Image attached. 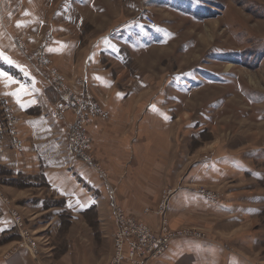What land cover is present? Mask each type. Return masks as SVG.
<instances>
[{"label":"rangeland","instance_id":"1","mask_svg":"<svg viewBox=\"0 0 264 264\" xmlns=\"http://www.w3.org/2000/svg\"><path fill=\"white\" fill-rule=\"evenodd\" d=\"M22 1L31 3L33 17L39 18L37 30L14 33V49L27 61L39 85L32 95L40 106L30 113H44L43 118H47L56 96L48 86L45 72L30 65L27 56L49 29L55 39L66 36L78 40L75 55L60 61L63 69L49 58L50 65L76 90L79 80L85 79L83 58L94 51L96 57L87 63L85 80L90 94L106 114L97 122L105 130L114 129L115 136L127 137L124 152L119 145L112 146L121 152L118 166L105 169L95 160L104 174L88 170L92 178L109 180L116 189L118 205L155 234L160 233L164 218L171 232H196L200 234L198 240H215L224 248L231 246V251L237 249L228 241L222 243L216 229L219 219L215 216L207 222L202 220L201 228L196 225L199 218H192L191 205L183 209V218L177 217L172 207L179 192L204 190L217 200L229 192L233 183L236 187L246 183L250 189L256 188L248 194L264 196V0H77L76 4L73 0ZM9 2L14 7L18 1ZM145 15L152 16L154 28L144 23ZM54 17L60 24L67 17L80 18L82 25H66L69 33L60 35ZM98 36L106 38L90 41ZM19 42L24 43V49ZM108 48L115 50L116 57L103 52ZM0 66L10 71L6 64ZM94 74L106 75L109 88L91 80ZM2 101L13 108L20 121L12 130L4 124L0 192L6 208L19 214L23 228L38 245L37 256L28 253L31 260L35 264H80L82 259L77 257L83 255L90 264H107L113 253L112 244L98 228L105 226L113 231L108 200L100 201V210L90 201L85 202L87 210L81 215L85 205L68 197V190L65 193L54 188L61 184L57 173L64 167L77 176L72 172L77 160L63 155L68 123L50 121L48 126L40 125L55 133V138H42L39 142L52 149L51 156L29 155L28 150L17 153L12 138L23 142L18 127L30 114L16 112L0 91ZM114 112L120 120L110 119ZM150 112L156 118L148 119L153 117ZM239 168L261 171L262 180L232 177L218 185L192 181V175L239 173L234 171ZM4 189L21 195L13 198ZM163 201L167 208L159 213ZM261 205L256 223L246 230L261 239L260 247L249 251L256 259L264 257V203ZM146 216L155 226L144 220ZM230 235L227 232L225 237ZM21 241L19 235L0 236L1 257L5 259L20 251Z\"/></svg>","mask_w":264,"mask_h":264},{"label":"crops","instance_id":"2","mask_svg":"<svg viewBox=\"0 0 264 264\" xmlns=\"http://www.w3.org/2000/svg\"><path fill=\"white\" fill-rule=\"evenodd\" d=\"M17 1L18 2L15 4L16 6L14 7L11 6L9 0H2L0 2V64L4 63L10 67V71H6L0 66V73H3V75H0V91L1 94L11 102V105L14 106L16 112L18 110L21 113L30 114L29 118L27 120H23L18 127V129H20L19 134L23 138V149L25 151L28 150L29 155H38L41 157L44 155L45 157H49L51 156L50 154L52 153V149L49 146L42 145V143L39 142H41L42 138L46 141V139H49V137L55 138L56 136L53 135L55 133H53L52 130L45 128L42 129L41 126H48L50 121H57H55L50 115L47 118H43L44 113L35 116L34 114L30 113L32 109L36 108L39 104L36 102L37 99L34 97V95H32L34 94L33 92L35 88L37 89L39 85L37 84V81L34 80L35 78H33V75H31L32 70L26 64L27 61L22 60L18 51L14 49V37L17 36L14 35V33H18L19 30H37L38 25L36 22L39 21V18L33 17L32 14L34 13V10L33 7L29 5L31 3H23L22 0ZM75 2L77 3V0H73V3ZM35 3L36 2H33L32 4ZM75 4L74 6H76ZM83 10L85 9H81V11ZM76 12L77 11L75 10L74 17L76 16ZM54 18L56 22L55 29L60 35L69 33L70 30L68 27H66V25L69 27L82 25L80 18L73 20L72 18L67 17L66 20H63L61 24L58 22V20H56V17ZM65 37L66 36H62L58 39H55L54 44L46 48L47 54L51 61L57 62V64H55L58 66L60 65L62 69L63 65L60 64V61L73 57L75 55L74 52L77 49L75 48V45L80 43L78 40H72ZM104 38L106 37L98 36L91 39L90 41L96 42ZM137 39L140 40V38ZM30 41L32 40L29 39V42ZM134 49L141 50L143 48L136 47ZM103 52L108 55V57H116V54H114L115 50L110 48ZM73 53L74 55H72ZM93 53L94 51L92 53H87L83 58V77H85V79L86 76H88L87 63H92L96 57ZM91 80L97 82L98 86L102 88H109L106 84V75L94 74L91 76ZM118 97L119 99L122 98V96ZM113 114H111L110 119H113V117H117V120L121 119V117L117 115L118 113L116 114L114 112ZM150 115L153 116V113L150 112ZM154 116L148 117V119L156 118V115ZM158 116L161 117L160 115ZM65 118L66 120L61 121L60 123L66 122V124H69V120H67V118L69 119L70 115H66ZM122 118L125 119V117ZM97 121L98 119L94 120L91 125L88 126V133L90 135L91 141H94V150L92 153L94 154L93 158H95L96 161H99L100 165L105 169L107 168L109 170H113L118 166L117 163L120 162V158L117 157L120 151L113 149L112 146L116 148V146L119 145L121 150L124 152V148L127 146V137L121 135L122 137L119 138L117 135L115 136L116 131L114 129L111 131L105 130ZM66 128L68 129V127ZM63 143V155L69 158L65 152V141ZM28 148L31 149V151ZM1 159L3 161L5 160L4 157ZM77 162L78 164L80 163L82 167H80ZM77 162H75L77 167L74 165L76 169L74 167V169L72 168V172H75L77 176L72 175L70 171H68V167H64V170L57 173V175L60 176L58 180L60 181V178L62 179L61 184H55L54 188H57L62 192L68 190V197L74 198L75 202L77 200L78 202L83 203L85 205V209L82 210L81 215H83L84 210H87V205L85 202L87 203L90 201L96 205L98 210L99 208H103V205H101L100 201L102 202L104 199L106 201L108 200V205L110 207L109 215L112 221L113 231L111 229L109 230L107 227L105 228V226H100L98 230H100L102 234H106L112 244L111 234H113L115 229L114 220L112 219V204L114 202L117 204L119 203L116 189L112 187L111 183H109V180L101 178V176L95 172L94 173L100 177V181L98 178L97 180L93 179V175H91L89 172L93 170L86 167L82 162L78 160ZM241 169L239 168L238 171L234 170L235 172L240 171L239 173L192 175V181L195 184L210 183L212 185H218L232 177H237L240 180H262L263 175L261 171L246 172V170L243 168ZM243 170L244 172H242ZM77 177H79V181L76 180ZM87 182L97 183L91 185ZM92 186L94 189H91ZM232 186L233 187L228 189L229 192L224 195L223 198L217 200H207L197 191L179 192L177 193L176 198L173 200L175 205L172 207V212L177 215V217L183 218L185 216V214L182 213L184 212L183 209L185 207L188 208L191 205L192 218H199L200 222L196 225H199L201 228L203 227L201 222L202 220L207 222L211 216H215V218L219 219L217 221L216 229L220 233V236H222V243L228 241V244L233 245L237 249L231 251V249H229L231 246L229 248H224L221 243H216L215 240L213 242H206L198 239L178 238V240L171 242L168 251L162 255V257L152 261L151 264H264V257L260 256L257 259L253 258L249 252L256 251L252 249H257L258 246L260 247V237L256 234H252V232H249V230L246 231L252 223H256V218L259 217L258 215L261 211V204L264 203V196L258 195V193H255V195H253V193L248 194V192L255 191L256 188L253 187L250 189L249 185L246 183L239 187H236L233 183ZM4 191L13 198H19L21 195L20 193L18 194L17 192H13V190L4 189ZM111 192H113V194H111ZM98 212L100 213V211ZM134 212L135 214H140L135 210ZM127 213L128 215L130 214V212ZM144 220L150 222L152 227L155 226L154 221H152L150 217L146 216ZM227 232H230L231 234L228 238L225 237ZM72 234L79 236L77 231H72ZM11 235L17 236L18 232L14 223H12L8 208H6V206L0 201V236L9 237ZM2 251L3 250H0V252ZM77 258L82 259L80 264H90L86 261V256L83 257V255H81ZM0 264H35V262L31 260L26 250L21 249L16 253H12L10 257L5 259L0 255ZM75 264H79V262L75 261Z\"/></svg>","mask_w":264,"mask_h":264},{"label":"built area","instance_id":"3","mask_svg":"<svg viewBox=\"0 0 264 264\" xmlns=\"http://www.w3.org/2000/svg\"><path fill=\"white\" fill-rule=\"evenodd\" d=\"M144 23L154 28L156 23L151 15L143 17ZM55 35L51 29L40 38L39 46L27 56L28 63L44 71L48 86L54 91L56 101L51 106L50 116L57 122L66 120L65 116L70 115L68 129L65 137L66 155L82 162L89 169L104 174L95 159L92 157L93 142L88 133V126L96 119L105 118L106 114L99 104L94 100L88 90L85 79H80L76 84L78 88L72 89L56 68L50 65L46 48L54 43ZM19 46L24 49L23 42ZM0 154L4 151L3 137L5 135V123L8 129H14L20 121L13 113V108L8 107L3 101L0 102ZM18 112V111H17ZM15 115V116H14ZM13 145L17 153H22L24 144L18 137L12 138ZM199 193L205 198L215 200L210 192L204 190ZM113 194V192H111ZM0 201L6 204L5 198L0 192ZM159 207V213L165 212L167 205L163 202ZM12 223L17 229L20 242L18 249H25L33 257L37 256L38 245L33 238H30L27 231L23 228L21 217L17 212L10 213ZM112 219L115 229L112 234V255L107 264H151L152 261L162 257L172 241L178 238L200 239V234L180 230L171 232L168 228V220H164L159 234H155L151 228L132 215H128L124 209L116 202L112 204Z\"/></svg>","mask_w":264,"mask_h":264},{"label":"snow or ice","instance_id":"4","mask_svg":"<svg viewBox=\"0 0 264 264\" xmlns=\"http://www.w3.org/2000/svg\"><path fill=\"white\" fill-rule=\"evenodd\" d=\"M0 75H3V73H0Z\"/></svg>","mask_w":264,"mask_h":264}]
</instances>
